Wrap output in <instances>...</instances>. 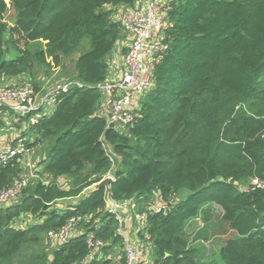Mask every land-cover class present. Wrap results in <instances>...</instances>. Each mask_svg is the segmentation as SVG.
<instances>
[{
  "label": "trees",
  "instance_id": "16d2710c",
  "mask_svg": "<svg viewBox=\"0 0 264 264\" xmlns=\"http://www.w3.org/2000/svg\"><path fill=\"white\" fill-rule=\"evenodd\" d=\"M135 1L0 0V77L29 74L36 64L58 66L89 45L78 51L71 78L61 80L81 84L59 90L52 112L37 123H30L31 113L17 122L27 124L20 131L25 144L42 147L40 175L49 180H33L20 200L0 205V263L80 215L89 217L82 231L57 244L50 264L85 258L90 232L103 244L101 257L89 264H125L120 221L108 211L104 188L91 189L111 172L109 199L136 206L128 215L117 211L120 217L147 214L148 264H216L199 261L185 234L212 204L221 210L223 230L236 234L219 249L225 264H264V185L254 182L264 183V0H172L167 52L134 125L123 133L106 128L98 85L124 38L112 16ZM10 9L12 25L4 20ZM42 41L44 48L30 47ZM21 171L16 159L0 166V190ZM60 176L71 179L68 188L59 187ZM75 198L63 209L56 206ZM22 214L35 221L19 227ZM142 231L133 232L135 239ZM116 245L120 251L111 256Z\"/></svg>",
  "mask_w": 264,
  "mask_h": 264
},
{
  "label": "built area",
  "instance_id": "2783aa9c",
  "mask_svg": "<svg viewBox=\"0 0 264 264\" xmlns=\"http://www.w3.org/2000/svg\"><path fill=\"white\" fill-rule=\"evenodd\" d=\"M171 1L136 0L116 17L112 16L113 20L121 24L127 39L121 52L117 72L111 74L110 70L107 80L98 85L102 93L99 111L106 120V128L114 126L119 132L128 133L130 127L134 125L140 109V100L154 85V68L168 49V12ZM74 84L81 83L77 80L61 81L46 91L37 90L30 84L26 86L0 84V115L7 112L13 113L18 122L20 117L31 113L30 123H37L40 118L52 112L57 92L67 91ZM3 108H5L4 111ZM7 124L9 125V122ZM8 128L13 130L11 126ZM25 139L26 137H22L20 133L8 134L6 129L0 132V166L16 159L22 170L9 186L0 190V205L17 201L30 181L42 180L41 167L33 162V149L25 144ZM106 176L113 177L111 172L104 175ZM254 182L264 185L256 179ZM128 203H131V209L134 211L135 203L128 200L121 203L113 202V206L108 208V211L115 213L120 221L117 231L124 234L125 264H148L152 245L150 235L144 229L147 214L134 213V216L130 218L133 223V225L130 223L134 228L133 232L143 230V238L135 239L131 230L125 225L127 218L122 219L117 214V211L124 209L121 204L126 206ZM122 221H124V227L121 225ZM83 222L82 216H73L59 230L48 231L47 235L50 239L56 240L57 244L64 243L82 231L80 224ZM86 238L89 253L74 264H89L95 257H101L98 248L103 243L94 238L93 232L88 233Z\"/></svg>",
  "mask_w": 264,
  "mask_h": 264
},
{
  "label": "rangeland",
  "instance_id": "374dc122",
  "mask_svg": "<svg viewBox=\"0 0 264 264\" xmlns=\"http://www.w3.org/2000/svg\"><path fill=\"white\" fill-rule=\"evenodd\" d=\"M8 1V0H6ZM110 9V8H108ZM4 20L9 24H13L14 20V12L10 9L4 15ZM125 36V34H124ZM84 41H87L86 39ZM45 42L42 41L39 45L42 46H30L31 48L34 47H43ZM85 46H89L87 42L84 46L80 47L75 53L71 54L70 56L64 57L61 64L58 66H46L43 64H36L33 71L29 74L14 76V77H7L3 76L0 77V84L5 85H23L26 86L30 84L33 86L35 83L39 88L38 90L46 91L48 88L54 86L57 82L65 79L71 78L72 67L74 63V59L76 55H78V51L83 50ZM117 47V46H116ZM119 47V46H118ZM118 47L115 48L111 54L118 53ZM15 52L11 51L9 56H14ZM1 123H0V132H3L6 129L8 134H19L22 128H26L27 124L22 121L17 125V119L13 113L7 112L5 114L0 115ZM6 118V119H5ZM19 121V120H18ZM9 122V125L7 124ZM20 124V129L18 128ZM11 126L13 130L9 129L8 127ZM3 128V129H2ZM2 129V130H1ZM44 153L42 147H35L33 149V162L38 165L39 157ZM115 164H113L114 166ZM114 168L112 167V170ZM112 175V173H111ZM42 180H49L48 176L44 174L41 176ZM57 184L61 188H68L71 185V179L66 176H60L56 179ZM33 182L30 181L29 184L24 188L26 189L28 186L30 187ZM247 186V183L243 184ZM28 187V188H29ZM23 189V191H24ZM89 188L84 189L83 194L87 193ZM22 191V195H23ZM18 197L20 200L21 196ZM76 201L75 199H66L58 201L59 203L56 205L57 208L63 209L67 205H71L73 202ZM155 204L159 201L157 195L154 196ZM113 203V202H112ZM121 207L124 208L122 211L128 215L129 210L132 208L131 203H128L126 206L121 204ZM135 208V207H134ZM220 208L213 205L210 207L209 214L204 216L203 214L195 219H192L186 228V237L188 240L189 247L192 248L195 252L196 258L201 262H214L216 264H225V262L221 259L219 255V249L224 242V239L227 237L235 236L236 234L231 230H223L221 222H220ZM118 214V213H117ZM120 216V214H118ZM84 222L81 223V227L85 222L88 221L89 217L83 216ZM127 223L125 224L128 226L129 230H131V234H133V224L132 220L128 217ZM35 221L34 217H30L28 214H22L19 218L16 219V225L19 227H26ZM132 225H131V224ZM124 225V226H125ZM57 241L54 239H50L47 233L40 234L39 243L36 245H30L29 247H25L21 254L10 260L5 261L0 264H50V260L52 257V251L57 246ZM115 250L111 252V256H115L120 251V247L117 245L114 247ZM123 248V246H122ZM44 255L46 260H41L39 257ZM41 261L40 263L38 262ZM150 261V258H149Z\"/></svg>",
  "mask_w": 264,
  "mask_h": 264
},
{
  "label": "water",
  "instance_id": "95a60500",
  "mask_svg": "<svg viewBox=\"0 0 264 264\" xmlns=\"http://www.w3.org/2000/svg\"><path fill=\"white\" fill-rule=\"evenodd\" d=\"M113 181V177L106 176L102 178L99 182L93 184L91 189H97L100 187L104 188V198L107 203V208H111L113 206L112 201L109 199V190H110V183ZM237 184V183H236ZM121 208V207H118ZM122 227H124V221L121 222Z\"/></svg>",
  "mask_w": 264,
  "mask_h": 264
},
{
  "label": "crops",
  "instance_id": "0c3cea01",
  "mask_svg": "<svg viewBox=\"0 0 264 264\" xmlns=\"http://www.w3.org/2000/svg\"><path fill=\"white\" fill-rule=\"evenodd\" d=\"M123 9V8H122ZM123 33L125 34L124 38L119 42V44H117L116 46H119L118 47V53H114L113 54H110L108 57H109V64H110V70H111V74L113 73H116L117 70H118V67H119V63H120V60H121V52L123 50V46H124V43L127 39V35L126 33L123 31ZM121 46V47H120Z\"/></svg>",
  "mask_w": 264,
  "mask_h": 264
}]
</instances>
